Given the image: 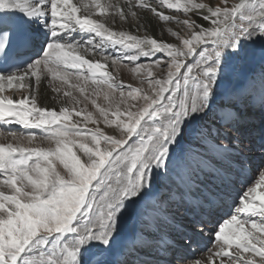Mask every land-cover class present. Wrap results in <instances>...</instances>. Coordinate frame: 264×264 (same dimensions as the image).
Here are the masks:
<instances>
[{"label": "snow or ice", "instance_id": "obj_1", "mask_svg": "<svg viewBox=\"0 0 264 264\" xmlns=\"http://www.w3.org/2000/svg\"><path fill=\"white\" fill-rule=\"evenodd\" d=\"M134 9L183 34L168 29L169 42L138 34L139 23L135 34L109 26L138 21ZM110 47L121 56L88 58ZM256 58L264 63V0H0V122L28 130H0V264H130L114 259L128 247L125 222L159 223L173 203L198 209L176 225L184 246L206 234L214 246L193 264H264V129L245 136L249 101L233 86ZM122 60L146 87L107 70ZM43 79L66 98L59 111L38 105ZM245 149L260 162L225 218ZM207 169L219 183L193 199Z\"/></svg>", "mask_w": 264, "mask_h": 264}, {"label": "bare ground", "instance_id": "obj_2", "mask_svg": "<svg viewBox=\"0 0 264 264\" xmlns=\"http://www.w3.org/2000/svg\"><path fill=\"white\" fill-rule=\"evenodd\" d=\"M234 1V0H233ZM74 2H77L79 3L80 0H74ZM85 2H87V0H85ZM100 2L103 4L106 2V0H100ZM113 3L115 4H119L121 7H124L125 5H127L128 3H130V0H112ZM138 12V16L140 17V19L137 21V20H134L132 19L131 15L129 14L128 16V19L127 20H120L119 17L116 18L115 21H112L111 20V17H109L108 19V23H109V26L112 27L114 30L116 31H129V32H133L134 34L137 32V25L139 23L140 27H139V33L140 35H144L146 34V31H145V28L147 27V34L149 35H152L154 37H156L157 39L159 40H166V41H169V42H173L171 39L166 38L167 34H168V28H171L173 26V23H167L165 24L164 22L162 21H158L156 17H154L151 13H148L146 10H142V9H134ZM111 11V10H109ZM82 15L84 14L83 11L81 13ZM93 18H96V19H104L103 17H100L99 15H94ZM182 19V17H181ZM201 23H204L203 21H201ZM173 28L175 31H178V29L176 28V26L174 25ZM178 27V26H177ZM172 29V30H173ZM164 34L165 38L163 39L162 38V35ZM76 35V39L77 40H80L82 42H86L88 36L90 34H87V33H79V34H75ZM96 40L98 41L99 38H96ZM103 55H108V56H111V57H120L121 56V52L119 50V48H107L105 50V52L103 54H101L99 52V50H97V54L95 55H89L88 58L89 59H102V56ZM129 62L127 60H124V62ZM131 63V62H130ZM116 67L117 66H114L111 64V62L109 61L108 62V71H111L113 72L117 77L118 75H120V79L121 80H124V81H129L131 82L130 80L134 77V75H132V73H130V71H128L129 69L127 68V66H124V65H119V70L116 71ZM254 77V76H253ZM247 82V81H246ZM91 87H93L92 85H89V89H91ZM246 87H252V91L251 94L252 95H255L257 93H260L259 94V97H261V95L264 96V81H259L257 80V83H253L248 86V85H245L244 88ZM242 90V88H240ZM255 90V91H254ZM5 94H10V93H5ZM36 94V98H37V102H38V105L41 106V107H46V108H49V109H53L55 108L57 111H59L60 107L62 106V104L65 102L66 98L61 95H58L57 93H55L51 86L48 84L47 82V79H43L40 86H39V90ZM249 92H246L244 93V95L246 96H252ZM19 93H16V96H18ZM16 96H14L13 98L15 99ZM248 105V104H247ZM246 105V106H247ZM257 111V114H262L263 110L261 108V106H258L257 109L255 110ZM91 127V126H90ZM104 128V127H103ZM12 130V131H21V133L23 132H26L28 130L24 129L22 125H18V124H3L2 122H0V130ZM32 131H35L37 133H39L40 130H32ZM106 132H108L109 134H112V129L109 130L106 129ZM249 134H251L252 137L254 138H258L259 136L257 135V132L255 130V128H253L252 126H248L247 129L245 130V136L247 137ZM38 143H42L43 146L46 147L45 145V141H41L39 139V136H38V140H37ZM47 142V141H46ZM226 143V141H225ZM245 152H249L247 149H245ZM251 156L254 157V156H257V160L256 162H260V153L258 151V149H254L253 151L250 152ZM249 161V164H247V168L246 170L249 169L248 172H252L253 174L255 173V167L256 165L254 166L253 165V162H250ZM253 165V166H252ZM236 167V166H235ZM244 170V171H246ZM247 173V172H245ZM235 179V178H234ZM245 181H247V177H244L243 178ZM205 190V189H204ZM206 191V190H205ZM196 196L194 195L192 198L194 199ZM184 204V203H183ZM178 206L176 207H172L170 208V211L169 212V216H166V217H162V221L164 222V225L165 226H170L172 228V231H171V234H173V232H177L176 231V225H173V223H177L179 220H176L171 218V217H174L175 216H179L180 219H183L184 221L186 222H189L190 220L188 219V215H179L177 214L178 211L177 209H179L178 207L180 206V204H177ZM138 222L141 224V227L143 226H146V225H150V221H146L145 218L143 217H136ZM153 225V224H152ZM168 231L170 230H159L157 229V226L153 225V227H150V230L145 233V234H141V233H138V232H134L136 233L135 234V237L134 236H131L130 238H127V242L125 240V244H127L128 247H126V249L117 254L114 259L117 260V261H124V259L126 257H130V258H133L135 260L134 257L131 256V253L129 251V248H131V246L134 244V245H137L138 247H142V252H138V257L142 254V253H146V252H143V251H148L149 250V246L152 245V246H157V248L159 249V251H162L164 253V251H168V254L170 253V250L174 249V247H169L168 245L169 244H172V240L170 239L171 237H168L167 233ZM209 237L207 234L205 235V238L209 240ZM191 251H193L194 253L197 251L196 248H191ZM182 254V252H181ZM204 253L201 252L199 253L197 251V256L195 257V259L198 257V258H201ZM207 254V253H206ZM165 255V254H164ZM136 257V263H139L141 264V262H143V264H145V258H142L141 260ZM183 257V256H181ZM189 258L188 257H184L182 258V260H176V261H173L172 263L170 264H188V260ZM130 264H133L132 262H130ZM164 264V262H163Z\"/></svg>", "mask_w": 264, "mask_h": 264}, {"label": "rangeland", "instance_id": "obj_3", "mask_svg": "<svg viewBox=\"0 0 264 264\" xmlns=\"http://www.w3.org/2000/svg\"><path fill=\"white\" fill-rule=\"evenodd\" d=\"M203 2L207 3L208 0H203ZM233 2H234L233 0H229V3L230 4L233 3ZM172 23H173V26L175 25L176 28L178 29V31H181V33L183 34V27H182V25L176 24L175 22H172ZM173 26L171 28H168V29L175 28ZM162 38L163 39L165 38L164 34L162 35ZM167 38H169L173 42H175V38L171 36V34H170L169 31H168V34H167V36H166L165 39H167ZM261 43L262 42L257 41V43L255 45H253V48L258 51L259 48L261 47ZM156 59H157V57H152L150 59L149 58H142V61L141 62L142 63H145V64H149V63H153ZM120 65L127 66V68L129 69L128 71H130V67L132 66V64L130 62H126V61L124 62V60L121 61ZM153 70L157 73V75H162V72L156 70L155 68ZM262 70H264V63H262L259 58H256L255 60H252V61L247 62L246 64H244L242 66V73H241L240 77L233 82V86H235V87H237L239 89L240 88L244 89V86L245 85H248L249 86V83H252V84L255 83L256 84L257 83L256 80H258V78H261V76H262V75H260V72H262ZM130 73H132V72L130 71ZM132 75H134V74L132 73ZM117 78L120 81H122L126 86L127 85H132L133 87H141V86L146 87V85H141V81L139 79H137L135 75L130 80L131 82L121 80L120 79V75H118ZM98 103H101V104L104 103L102 97L100 98V100L98 101ZM77 107H79V106H77ZM88 110L89 111H93L94 113L96 112L95 108L90 103H88ZM260 117H261V115H258L257 116V119L255 121V124H257L259 126V127L257 125H256V127L254 126L255 127V130H257V131H259V128H260V123H261L260 122L261 121V118ZM73 119L74 120H78V119H81V118L76 117V116H73ZM90 126L93 127V125L89 124V127ZM101 127H104L105 131H106V129H108L103 124H101ZM109 130H111V129H109ZM16 132L21 133V131H19V130H17ZM45 145L47 146V142L46 141H45ZM187 147H188V145H185V148H187ZM205 176L208 177L207 175H205ZM254 178H255V175L253 176L252 179H254ZM161 183L162 184H166V183H168V181H166V180H164L162 178ZM171 206H172L171 204L168 206V213L170 212V207ZM177 218H180V217H177ZM177 218H175V219L177 220ZM150 223H151L150 225H146V226L141 227V224L138 222V220H137L136 217H133V218L127 220L125 222V224H124V233H123V236H124V239L126 240V242H127V238H130L131 236H134L135 237V234L136 233H134V232H138V233H141V234H145V233H147L150 230V227H153V225L154 226L156 225L157 226V229H159V230L160 229L161 230H164V229L167 230L168 229V226H165L164 225V222L162 221V218L160 219L159 223H157L155 221H150ZM131 247L139 248L137 245H134V244ZM149 247H150L151 251H153L154 253H158L159 252V251H157L158 248H156L155 246L150 245ZM211 247H214L213 244H212ZM125 249H126V247H125ZM139 249L140 250L137 251V252H135L134 255L131 254V256L134 257L135 259H136V257H138V255H137L138 252H142V248L140 247ZM129 251H130V248H129ZM119 253H121V252H119ZM119 253H117V254H119ZM206 253L207 254H206L205 257H207L209 255V252L208 251ZM157 256H158V254H155V257H157ZM141 257L142 256H139L138 258H140V260H141L142 259ZM164 258L166 259V257H164ZM167 258H169V257H167ZM124 260H128V261L132 262L133 264H138V263L135 262V260H133V258H130V257H126ZM169 260L174 261L175 259L174 258H170ZM147 264H151V263H147ZM188 264H193V261L192 262L190 261V263H188Z\"/></svg>", "mask_w": 264, "mask_h": 264}]
</instances>
